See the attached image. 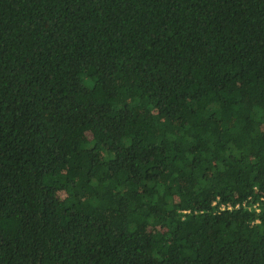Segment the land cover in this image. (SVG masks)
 <instances>
[{
  "label": "trees",
  "instance_id": "1",
  "mask_svg": "<svg viewBox=\"0 0 264 264\" xmlns=\"http://www.w3.org/2000/svg\"><path fill=\"white\" fill-rule=\"evenodd\" d=\"M261 196L264 0H0V264H264Z\"/></svg>",
  "mask_w": 264,
  "mask_h": 264
},
{
  "label": "built area",
  "instance_id": "2",
  "mask_svg": "<svg viewBox=\"0 0 264 264\" xmlns=\"http://www.w3.org/2000/svg\"><path fill=\"white\" fill-rule=\"evenodd\" d=\"M217 200H218V199H217ZM217 200L215 199V200L212 202V205H216V204H217V203H216ZM238 206H239V204L237 203V204L235 205V207H238ZM251 207L254 208L255 211H259L261 207L264 208V196H261L258 200H256V201L252 204ZM231 208H232V205H231V204H229V203H222V202H221V204H219L218 210L231 209Z\"/></svg>",
  "mask_w": 264,
  "mask_h": 264
}]
</instances>
